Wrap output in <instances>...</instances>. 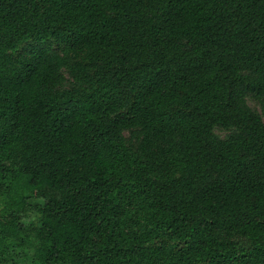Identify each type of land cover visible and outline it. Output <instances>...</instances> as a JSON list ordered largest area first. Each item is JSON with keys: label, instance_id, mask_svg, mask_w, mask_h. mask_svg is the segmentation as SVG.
Masks as SVG:
<instances>
[{"label": "trees", "instance_id": "1", "mask_svg": "<svg viewBox=\"0 0 264 264\" xmlns=\"http://www.w3.org/2000/svg\"><path fill=\"white\" fill-rule=\"evenodd\" d=\"M0 264H264V0H0Z\"/></svg>", "mask_w": 264, "mask_h": 264}, {"label": "rangeland", "instance_id": "2", "mask_svg": "<svg viewBox=\"0 0 264 264\" xmlns=\"http://www.w3.org/2000/svg\"><path fill=\"white\" fill-rule=\"evenodd\" d=\"M249 104L254 107V108H258V104L252 100H248ZM259 110V109H257ZM217 134L221 135V136H224L226 134V131L225 130H222V129H216L215 130Z\"/></svg>", "mask_w": 264, "mask_h": 264}]
</instances>
